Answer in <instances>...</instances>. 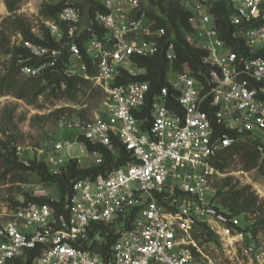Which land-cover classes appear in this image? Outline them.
Wrapping results in <instances>:
<instances>
[{
	"label": "built area",
	"instance_id": "obj_1",
	"mask_svg": "<svg viewBox=\"0 0 264 264\" xmlns=\"http://www.w3.org/2000/svg\"><path fill=\"white\" fill-rule=\"evenodd\" d=\"M92 3L99 6L93 18L67 4L56 21H45L58 47L19 34L18 46L38 60L22 68L25 75L57 68L103 96L95 118L61 116L59 128L72 137L50 139L33 159L54 174L71 161L103 166L107 152L114 161L121 149L125 162L74 181L66 194L42 181L24 187L0 212V264H198L201 224L221 246L239 243L263 264L264 240L247 236L219 201L214 160L242 136L264 157V0ZM175 6L186 26L160 23L168 19L162 8ZM182 43L194 50L186 51L190 60L181 61ZM158 54L167 64L163 84L119 83L146 74L139 60ZM77 145L80 157L70 153ZM111 234L117 238L107 246Z\"/></svg>",
	"mask_w": 264,
	"mask_h": 264
},
{
	"label": "rangeland",
	"instance_id": "obj_2",
	"mask_svg": "<svg viewBox=\"0 0 264 264\" xmlns=\"http://www.w3.org/2000/svg\"><path fill=\"white\" fill-rule=\"evenodd\" d=\"M6 1L0 0V74L5 73L10 67L12 57L10 49L20 42L19 33L11 24L13 18L15 15L27 17L32 24L33 32L40 35V25L43 23L46 25L41 8L43 3L49 0H15V5L19 7L16 12L8 11ZM66 1L78 3L83 9L86 7V0ZM19 77L25 80L28 76L21 70ZM90 91L87 88L82 89L78 92L76 100L48 96L47 92L27 99H20L12 94H0V141L9 142L10 147L15 148L18 160L28 164L29 159L34 157L33 151L36 152V148L45 149L50 139L72 137L71 132L59 128L61 116H79L80 111H83V116L88 118H95L96 114H99L103 96L99 93L89 96ZM1 151L0 147V212H3L11 202V198H15L24 187L35 186L38 177L30 171H10L6 160L11 159L12 156L3 155ZM83 152L84 148L81 145L74 146L70 150L74 157H80ZM63 158L68 159L66 152L63 153ZM19 176L25 177L27 182H20ZM229 176L234 178V183L239 181V186H251L250 192L254 194L253 205L237 216L241 219L247 236H253L259 241L264 240V178L256 169L245 171L239 157H236L225 172L221 173L217 182L221 184ZM227 189L224 188L223 191ZM223 209L230 213L227 208L223 207ZM199 233L201 231L198 228L196 235ZM195 241L201 250L199 252L194 248L193 252L198 264H259L245 254L239 243L221 246L213 236L210 238L206 234L202 239L195 238Z\"/></svg>",
	"mask_w": 264,
	"mask_h": 264
},
{
	"label": "trees",
	"instance_id": "obj_3",
	"mask_svg": "<svg viewBox=\"0 0 264 264\" xmlns=\"http://www.w3.org/2000/svg\"><path fill=\"white\" fill-rule=\"evenodd\" d=\"M15 4V0L6 1V6L9 12H16L19 9V7H17ZM67 4H73L80 10H83L87 18H93L96 10L99 8V6L92 3V0H86L85 9H83V7L78 3H72L66 0H49L47 3H43L41 8V14L44 17V20L56 21L59 11ZM162 11L168 15V19L160 18L161 24L167 25L168 23H172L176 25V21L179 19L181 24L186 26V14L179 6H175L172 11H169L163 7ZM11 24L15 31H17L24 40L41 43L52 47L59 46L52 38L49 29L44 23L39 27L40 35H36L33 32L32 24L27 17L15 15ZM92 29L94 33L98 34L99 36H103L105 34V31L97 25H94ZM88 35H90V33L84 34L81 38V41L87 38ZM179 48L181 49V61L188 59L190 60V56L188 55V52L186 53V51L194 50H191V48H189L184 43L180 44ZM9 52L12 54L10 67L5 73L0 74L1 95L12 94L20 99H27L30 96L38 97L39 95L47 92L48 96H54L56 98L65 97L70 100H76L78 92L86 88L91 90L88 94L89 96H93L95 93L102 95L101 91L97 88L92 89V85L85 79H65L57 68L46 72L41 76L27 77V79L22 80L19 77L22 68L24 66L34 65L38 63V60L31 57L28 49L22 48L18 45L10 49ZM194 53L195 52H193V56L195 55ZM192 63L196 68L199 67V62L196 55L194 56V61H192ZM139 65L147 67L148 71L146 74L139 77H133L126 74L123 80H119V83H128L141 78L151 81L153 85L163 84L167 64L162 54H158L153 58H142L139 60ZM63 84L64 87H62ZM83 115V111H80L79 116L84 118L85 116ZM0 147L2 148L1 152H3V155L12 156L11 159L8 158L6 160L10 167V171L21 170L25 172H33L37 175L38 181L57 185L63 194L71 192V187L74 181L88 176L94 177L97 173L104 170L106 164L109 166H117L124 163L126 155L125 150L121 149L120 158L113 161V157L107 152L105 165L99 167L93 166L90 168L78 167L75 161H71L62 173L54 174L50 172L49 167L43 161H37L33 158L29 159L28 164L19 161L15 155V148H11L10 143L7 141H0ZM90 148L93 147L90 146ZM236 157H239V160L242 163L243 169L245 171L256 169L264 178V157H261L255 143L252 140L245 139V137L242 136L237 144L225 149L220 154H218L214 160V163L220 172H225L227 167H229L231 162ZM233 179V177L229 176L221 184L217 182V187L219 189L217 194L222 206L227 208L230 214L238 215V213L249 209L253 205L254 194L250 192V185L239 186V181L234 183ZM19 180L22 183L27 182V179L22 176H19ZM224 188H228L227 191H223ZM11 201L14 203V205L16 204L13 202V198H11ZM199 229L201 233H199V235H196L195 233L194 237L196 239L204 238L205 234L212 238V234L206 224H201ZM116 238L117 235L111 234L103 243L105 244L106 242L107 246H109L115 241Z\"/></svg>",
	"mask_w": 264,
	"mask_h": 264
}]
</instances>
